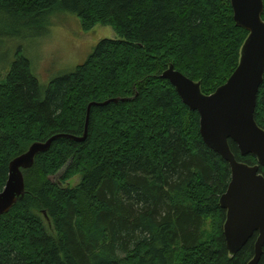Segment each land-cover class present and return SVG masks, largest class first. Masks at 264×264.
Listing matches in <instances>:
<instances>
[{"label":"trees","instance_id":"trees-1","mask_svg":"<svg viewBox=\"0 0 264 264\" xmlns=\"http://www.w3.org/2000/svg\"><path fill=\"white\" fill-rule=\"evenodd\" d=\"M57 13L78 17L84 32L111 27L118 39L101 40L47 87L15 53L0 84V193L9 163L33 143L81 138L91 106L83 141L54 139L22 171L24 195L0 216V264H248L257 234L234 255L223 235L229 166L162 78L171 66L205 96L227 82L248 36L230 1L0 0V41ZM254 118L264 130V74Z\"/></svg>","mask_w":264,"mask_h":264},{"label":"water","instance_id":"water-1","mask_svg":"<svg viewBox=\"0 0 264 264\" xmlns=\"http://www.w3.org/2000/svg\"><path fill=\"white\" fill-rule=\"evenodd\" d=\"M235 24L248 36L241 48L238 67L213 94L205 96L200 84L169 67L162 78L174 88L181 102L199 116V133L203 143L229 166L230 182L219 204L226 212L223 235L230 255L238 253L257 234L254 255L248 264H258L264 247V130L255 122L257 94L264 74V21L262 0H229ZM101 104L103 106L107 104ZM58 135L44 143H33L24 154L8 165V177L0 193V216L8 213L24 195L23 170L30 169L34 157L46 151L57 138L83 141ZM233 142L242 156L252 155L256 165L238 162L230 150Z\"/></svg>","mask_w":264,"mask_h":264},{"label":"rangeland","instance_id":"rangeland-1","mask_svg":"<svg viewBox=\"0 0 264 264\" xmlns=\"http://www.w3.org/2000/svg\"><path fill=\"white\" fill-rule=\"evenodd\" d=\"M44 22L40 29L31 30L30 35L0 41V84L5 81L18 50L29 60L32 74L39 84L47 87L55 78L82 65L101 40L118 39L108 26L98 25L84 32L78 17L69 13L54 14ZM41 30L46 32L45 35L37 37ZM52 180L58 181L59 175ZM76 182L73 180L68 184L72 186Z\"/></svg>","mask_w":264,"mask_h":264}]
</instances>
